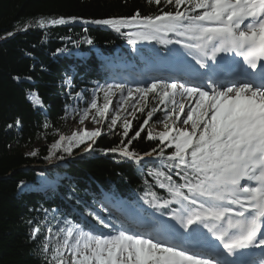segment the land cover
<instances>
[{"label": "snow or ice", "instance_id": "1", "mask_svg": "<svg viewBox=\"0 0 264 264\" xmlns=\"http://www.w3.org/2000/svg\"><path fill=\"white\" fill-rule=\"evenodd\" d=\"M147 3L157 6L156 14L142 15L137 10L127 17L91 20L61 16L40 18L36 24L44 28L46 24L64 25L80 19L84 24L113 30L134 48L143 43L178 46L169 47L168 54L191 57L203 70H197L195 77L191 73L152 77L151 82L144 80L135 87L98 84L87 107L73 109L72 113L65 109V116L79 115L80 123L94 109L93 122L103 124L109 119L113 97L119 94L107 128L117 134L113 130L122 121V132L118 133L121 140L101 152L118 154L136 165L153 166L147 176L167 198L152 191L149 184L141 199L161 216V209L175 205L169 213L175 223L148 217L140 205H130L107 194L93 203L78 201L79 219L65 216L58 221L55 233L49 228L50 234L44 238L42 251L51 253L47 264H236L228 257L254 248L262 249L259 264H264V0ZM28 27L26 24L24 30ZM13 35L7 33L9 37ZM84 43L94 42L87 38ZM237 58H242V63ZM244 65L259 69V76L255 71L247 73ZM193 78L202 82L190 83ZM64 84L72 88V77H67ZM98 93L103 94V104L97 102ZM75 95L83 99L81 93ZM28 99L34 108H44L37 93L29 94ZM149 104L152 106L139 130L125 142L133 120L124 113L137 119L135 114L144 113ZM158 111L163 116L156 122L164 130L155 132L149 127L146 136L148 141H158L156 147L143 154L132 150L133 141L141 137ZM13 126L9 124L7 128ZM15 126H21L19 119ZM102 134L101 128H96L60 135L49 150L50 156L52 149L71 156L74 148L85 143V152L95 151L94 145ZM27 154L36 156L37 152ZM157 162L159 168L155 167ZM27 189L23 185L21 190ZM125 219L131 223L126 224ZM202 230L217 244H201ZM40 231L33 227L30 239L35 240Z\"/></svg>", "mask_w": 264, "mask_h": 264}, {"label": "trees", "instance_id": "2", "mask_svg": "<svg viewBox=\"0 0 264 264\" xmlns=\"http://www.w3.org/2000/svg\"><path fill=\"white\" fill-rule=\"evenodd\" d=\"M156 9L147 0H0V264H47L50 257L42 251L44 227L57 230L58 221L65 216L78 220L73 212L80 207L78 201L93 203L107 194L130 205H142L149 184L152 191L167 198L147 176L153 166L136 165L118 154H102V149L120 143L118 133L122 131H102L89 155L77 156L86 144L74 148L71 156L56 149L50 156L52 144L62 135L65 109L76 104L75 94L89 100L98 84L111 80L113 74L106 70L105 62L114 64L120 59L138 65V58L125 49V38L105 26L84 24L80 19L44 28L36 24L40 18L61 16L88 20L127 17L137 10L154 15ZM9 32L14 35L7 36ZM87 38L93 45L84 43ZM58 49L65 51L58 53ZM162 49L153 48L154 55H165ZM143 54L150 56L144 50ZM69 76L72 88L64 84ZM33 92L44 108L33 107L28 99ZM151 106L135 114L137 119H130L133 127L125 142L139 130ZM160 113L154 114L141 137L133 141L132 150L143 154L156 147L158 141H148L146 130L158 124ZM17 119L20 127L15 126ZM45 123L49 126L44 127ZM9 124L14 126L8 129ZM41 140L45 144L34 148ZM32 151L37 155L27 154ZM51 161L62 164L57 172L46 175L32 169ZM155 167H160L158 162ZM21 182L27 190H21ZM33 227L41 229L35 240L30 239Z\"/></svg>", "mask_w": 264, "mask_h": 264}, {"label": "rangeland", "instance_id": "3", "mask_svg": "<svg viewBox=\"0 0 264 264\" xmlns=\"http://www.w3.org/2000/svg\"><path fill=\"white\" fill-rule=\"evenodd\" d=\"M159 47H164V49L166 50V49H168L169 47H177V46H165V45H162V44H156V43H153V44H147V43H143V44H137L136 46H135V48L133 47V46H131V45H129L128 43H126L125 44V49L126 50H128V51H130L131 52V54L134 56V57H137L138 58V61L140 62V63H142V62H144V61H147V60H145L144 58H143V54H141V52H143V50L144 51H146L147 52V54L148 55H150V57H152L153 55H154V52H153V48H155V49H157V48H159ZM161 58V57H160ZM160 58H158V59H155L154 57H152V62H150V63H157V61L158 62H160V60H162V61H168V59H165V58H162V59H160ZM155 59V60H154ZM117 62L119 63V62H125V63H127V61L126 60H117ZM104 67L106 68V70H108L109 72H111V73H113V76L111 77V80L109 81V82H107V83H124L125 84V86H126V88L127 87H135L136 86V84L137 83H141V82H143L145 79L143 78V76H142V74H144L145 73V70H143V71H141L140 73H138V72H135L134 71V69L132 68V67H130V65L129 64H125V66H124V68H129L130 70H131V79L129 80V79H127V70H125V71H123V73H124V75H125V77L123 78V75H122V73H120V72H117V69L116 68H113V66L111 65V64H109L108 62H105L104 64ZM124 70V69H123ZM160 70V68H158V70L157 71H159ZM159 74H160V72H159ZM149 78H150V81H147V82H151V74L149 75ZM107 83H105V84H107ZM104 84V85H105ZM91 99V98H90ZM90 99L89 100H84V99H82V100H79V99H76V104L74 105V107H72V108H69V112L70 113H72V110L73 109H76L77 111H79V110H81V109H83V108H85V107H87V103L88 102H90ZM118 99H119V97H118ZM99 100H100V103H99ZM103 101V94L102 93H98L97 94V102H98V104H103V103H101ZM113 105L110 107V113H109V119L108 120H106L103 124H98V123H94L93 122V120H92V116L93 115H95V110L93 109V110H91L90 111V114H89V117L87 118V119H85L84 121H83V123H80L79 122V115H77V114H75V113H73L72 115H68V116H66V118H65V122H64V127H63V131H62V135H64V136H70L72 133H73V131H77V132H79V131H81L82 129H87L88 131H92V130H94V129H96V128H101V130L102 131H104V130H108V128H107V125H108V123H110V117H111V115H113V114H115V110H116V104H115V97H113ZM104 102V101H103ZM137 107H140V105H137ZM128 111H132V109L131 108H129L128 109ZM80 114H82V112L80 113ZM137 114V113H136ZM124 115L128 118V119H131L132 118V116H127V113H124ZM162 116H163V113L161 112L159 115H158V118L159 119H161L162 118ZM97 120H99V117H97ZM122 121H118V125H117V127H116V129H114L113 130V132H115V133H117L118 131H122V129L119 127V124L121 123ZM149 127H153L154 128V131L155 132H160V131H163L164 130V128H163V125L162 124H160V123H158V124H154V125H150ZM148 127V128H149ZM147 128V129H148ZM146 132H147V130H146ZM90 142V141H89ZM66 143V142H65ZM45 143H44V140H41L39 143H37V144H35V147L34 148H38V147H40V146H43ZM87 143H85V144H82V145H80V146H84V145H86ZM87 147V146H86ZM85 147V148H86ZM84 148V149H85ZM82 151H84V150H82ZM80 152V153H78L77 155H81V154H87V155H89V152ZM53 162V161H52ZM52 162H50V163H52ZM58 171V170H57ZM54 192H55V190H54ZM68 192H70V193H72V191L71 190H69ZM56 193V192H55ZM61 199H62V201L64 202V204H68V201L65 199V198H63V197H61ZM122 202V201H121ZM175 206V205H174ZM140 207L143 209V211H149V209H151V207H149L148 205H145V204H142V205H140ZM176 207V206H175ZM73 212L78 216V218H79V215H78V212L77 211H75V210H73ZM150 212V211H149ZM117 215H119V213H117ZM152 216H153V213H152V211L150 212V215H149V217H151L152 218ZM93 222H95V221H93ZM127 224V223H126ZM55 231L56 230H52V234H54L55 233ZM107 231V230H106ZM50 233H49V230L47 229V227H44V231H43V234L41 235L42 236V246H43V244H44V242H45V240H44V238H45V236H48ZM48 256L51 258V253H48ZM69 259V261H70V257L68 258ZM53 264H54V262H53Z\"/></svg>", "mask_w": 264, "mask_h": 264}, {"label": "bare ground", "instance_id": "4", "mask_svg": "<svg viewBox=\"0 0 264 264\" xmlns=\"http://www.w3.org/2000/svg\"><path fill=\"white\" fill-rule=\"evenodd\" d=\"M145 67V73L142 75L143 78L147 81H150V78H149V75L151 74V77H159V75L157 74V68L159 67V64H156V63H150V64H146L144 65ZM128 69V70H127ZM166 69L170 72L171 70L173 69H177L180 73V75H184L185 73H191V75L193 77H195V73L196 71L198 70V68H196L195 66H192L191 64L189 65V67L186 65H173V63H170V64H167L166 65ZM127 70V79H131V70L129 68H124V70H121V73L124 75L123 71ZM153 74V75H152ZM125 76V75H124ZM171 77V76H169ZM168 77V78H169ZM184 78L186 80H188V76H184ZM190 83H201V79H198V78H193L191 80H189ZM118 97H119V94H117V96H115V101L118 100ZM84 152V151H83ZM149 211H153L152 208L149 209ZM147 212V211H144V213L146 214V216L149 217L150 215V212ZM170 221L169 222L167 221V223L170 224ZM125 223H131V221H128L127 219H125ZM204 244H208L207 242H204Z\"/></svg>", "mask_w": 264, "mask_h": 264}, {"label": "water", "instance_id": "5", "mask_svg": "<svg viewBox=\"0 0 264 264\" xmlns=\"http://www.w3.org/2000/svg\"><path fill=\"white\" fill-rule=\"evenodd\" d=\"M83 152V151H82ZM80 153V152H79ZM32 169H34V170H39V168H37V167H33Z\"/></svg>", "mask_w": 264, "mask_h": 264}]
</instances>
